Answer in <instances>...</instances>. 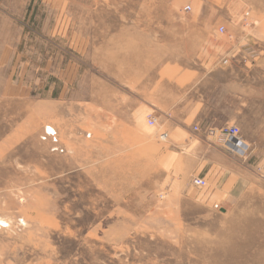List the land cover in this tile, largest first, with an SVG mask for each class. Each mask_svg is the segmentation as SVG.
I'll return each mask as SVG.
<instances>
[{"label":"rangeland","instance_id":"1","mask_svg":"<svg viewBox=\"0 0 264 264\" xmlns=\"http://www.w3.org/2000/svg\"><path fill=\"white\" fill-rule=\"evenodd\" d=\"M197 1L0 0V264H264V74L236 189L168 192L160 116L213 54ZM210 1L264 54V0Z\"/></svg>","mask_w":264,"mask_h":264},{"label":"crops","instance_id":"2","mask_svg":"<svg viewBox=\"0 0 264 264\" xmlns=\"http://www.w3.org/2000/svg\"><path fill=\"white\" fill-rule=\"evenodd\" d=\"M219 5L198 0L190 7L197 22L188 27L204 37L213 54L205 56L209 64L205 70L181 71L182 94H176L172 106L160 116V129L167 135L161 163L168 192L184 195L190 191L192 179L199 177L206 182L204 192L215 194L218 204H223L236 189L240 174L248 172L239 165L249 148L241 130L244 120L252 117L254 90L259 87L256 75L264 74V54L256 52L257 43L248 33L253 24L247 23L242 14L231 19L223 17L215 9ZM219 27L224 33L218 32ZM224 125L239 128L242 150L230 151L205 139L206 128Z\"/></svg>","mask_w":264,"mask_h":264},{"label":"built area","instance_id":"3","mask_svg":"<svg viewBox=\"0 0 264 264\" xmlns=\"http://www.w3.org/2000/svg\"><path fill=\"white\" fill-rule=\"evenodd\" d=\"M185 13H189L191 11L190 6H186L183 10ZM218 32L220 34L224 33V28L219 27ZM223 64L226 63V61L222 62ZM157 124V120L153 116H149L147 118V125L149 127H155ZM194 131H198L197 127L193 128ZM203 135L205 139L212 144L218 145L222 148L228 149L230 151L236 150H242L240 142V130L235 125H224L219 128H206L203 132ZM160 140L165 141L167 139L166 133H161L159 135ZM257 173H264V164L261 167H258L256 170ZM192 186L196 188H204L206 187V182L204 179L196 177L193 178L191 181Z\"/></svg>","mask_w":264,"mask_h":264}]
</instances>
